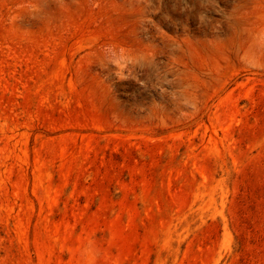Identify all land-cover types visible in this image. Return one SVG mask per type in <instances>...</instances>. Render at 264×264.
<instances>
[{"label":"rangeland","instance_id":"1","mask_svg":"<svg viewBox=\"0 0 264 264\" xmlns=\"http://www.w3.org/2000/svg\"><path fill=\"white\" fill-rule=\"evenodd\" d=\"M0 264H264V0H0Z\"/></svg>","mask_w":264,"mask_h":264}]
</instances>
